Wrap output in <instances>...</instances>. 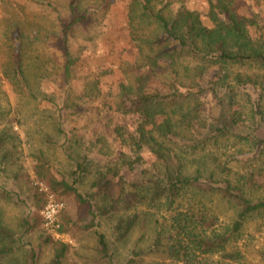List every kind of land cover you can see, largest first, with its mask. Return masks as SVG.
<instances>
[{
  "label": "rangeland",
  "instance_id": "obj_1",
  "mask_svg": "<svg viewBox=\"0 0 264 264\" xmlns=\"http://www.w3.org/2000/svg\"><path fill=\"white\" fill-rule=\"evenodd\" d=\"M68 1L0 0V224L13 234L12 251L0 264H51L61 244L69 248L59 264H182L168 261L159 253H136L148 249L157 229L168 227L172 215L188 205L203 204L209 222H214L210 230L215 232H222L236 220V207L218 194L190 189L170 206L165 199L129 210L119 203L107 215H101L98 208L110 205V200L96 199L91 204L92 216L87 205H81L71 191L59 186L36 211L32 199L36 188L34 155L42 153L52 168L49 178L62 179L84 197L92 192L91 185L100 173L111 178L112 198L119 193V177L127 181L140 178L150 158L145 156L146 162L126 167L128 160L145 155V150L138 151L133 145L142 118L137 111L129 112L133 108L126 103V95L132 97L148 87L162 94L172 92L161 83V77L169 71L168 61L157 58L156 65L152 64L153 58L167 48L177 70L176 75L170 71V78H177L181 93L194 94L189 99H170L172 117L177 118L198 100L207 122L229 125L225 101L219 104V100L230 90L238 124L264 140V127L253 124L257 113L264 117V65L249 62L224 66L202 63L185 52L174 53L172 42L161 29L148 18H141L135 0H77L75 12L88 20L70 30L68 49L78 60L69 79H65L57 18L70 21ZM208 1L163 0L159 7L169 3L165 15L175 13L179 6L204 14ZM226 1L238 15L255 20L251 36L264 41V0ZM203 65V72L197 73L196 67ZM169 148L175 156L170 157V165L179 163L184 176L193 177L199 169L200 182L220 187L228 182L240 187L249 200H264L261 146L252 147L231 132L196 147L188 141L170 140ZM83 157L90 165L79 177L76 167ZM49 201L61 204L53 226L41 215ZM132 213L138 214L136 224L119 238L117 221ZM33 215L35 226L24 233L23 221ZM92 218L94 226L84 229ZM60 224L64 233L58 232ZM98 234L107 243L106 257L99 252ZM49 237L51 241H47ZM235 250L242 256L236 263L223 260L220 254L198 256L196 261L264 264V210L251 214L226 246V251Z\"/></svg>",
  "mask_w": 264,
  "mask_h": 264
},
{
  "label": "trees",
  "instance_id": "obj_2",
  "mask_svg": "<svg viewBox=\"0 0 264 264\" xmlns=\"http://www.w3.org/2000/svg\"><path fill=\"white\" fill-rule=\"evenodd\" d=\"M141 8V18H148L161 29L168 41L173 44L174 53L185 52L200 62H213L214 64H243L249 62L261 63L264 65V41L262 38H253L251 36V27L256 26L254 19L240 16L230 8V2L226 0H209L207 11L199 14L183 6H179L175 13L170 12L165 15V9H168L169 3L166 2L159 7L163 0H135ZM77 0H69L68 7L71 12V19L65 23L60 17L57 18V24L60 29L61 51L64 56L63 75L69 79L71 71L75 68L77 58L72 56L68 49L69 33L73 26L83 24L88 20L85 15H79L75 12ZM206 20V23H204ZM171 57V61H170ZM160 58L167 62L169 71L167 76L161 77V83L172 90L169 94H162L157 88H145L133 94L126 95V103L130 104L129 112H138L142 118L136 129L133 139V145L138 151L145 150V155L137 157L134 160H128L126 167L133 168L135 163H143L145 156L150 158L148 169H143L140 178L127 181L123 176L116 181L119 187V193L116 197H110L111 178L100 173L97 179L92 183V192L86 197L79 194L73 187L66 186L64 181H54L49 178L52 168L46 162L42 153L34 155L35 164L33 174L35 176L36 188L33 194L34 210L38 211L47 203L48 197L53 195L56 188L65 186L71 191L76 200L81 205H87L89 214L93 216L92 201L96 199L101 201L110 200V205L99 207L101 215H107L119 204H125V210L131 208L149 206L165 199L167 205L174 204L175 200L184 192L190 189H198L203 193L218 194L221 199L237 208V217L233 223L222 232L210 230L214 222H209V216L206 208L201 203L188 205L184 211H176L170 218V224L166 228H158L153 244L146 250L136 253L143 255L154 252L163 254L168 261L182 264H198V256L204 257L213 254H220L221 258L230 262L241 260V253L237 250L226 251V246L238 235L244 221L253 213L264 210V200L253 202L245 197L240 187H232L230 183L225 186H216L199 181L200 171L196 169L193 177L184 176L181 172V165L175 163L174 167L170 165V140H184L199 146L212 138H218L230 134L236 135L241 140L252 147L261 146L264 148V140L258 139L255 134L250 133V129L242 127L235 118L233 109V92L227 90L220 98L219 104L225 101V106L229 113V125L221 126L207 120L201 115L203 104L196 101L195 104L186 112L177 115L174 118L170 115V99H189L194 94L181 93L178 90L180 83L177 78H170L177 74L173 54L170 55V49L160 51L155 60ZM157 62V61H156ZM150 66V65H149ZM205 66L196 67V72L202 73ZM150 69V68H149ZM171 80V81H170ZM238 82L239 76L236 78ZM219 81H222L220 79ZM135 109V110H134ZM254 126L264 127V117L257 113L254 116ZM231 127L235 129H231ZM3 140L0 139V145ZM175 158V156H173ZM172 157V158H173ZM125 164V163H124ZM89 161L83 157L78 162L76 172L81 177L88 169ZM214 174L210 175L213 178ZM113 174L112 177H115ZM44 185V188L40 187ZM126 188L128 191L126 192ZM126 192V193H124ZM126 195H124V194ZM5 194V193H4ZM124 195V196H123ZM128 196L130 197L129 199ZM46 197V198H45ZM110 197V199H109ZM138 214L132 213L125 218H120L115 225V232L119 238L125 237L136 224ZM34 215L23 221V231L28 233L34 228ZM213 221H215L213 219ZM71 222L68 220V223ZM94 226L92 218L84 229ZM59 233H64V225L57 227ZM208 230L211 232L208 233ZM51 241L50 237L47 241ZM13 234L0 224V260H3L8 253L12 251L11 244ZM99 252L106 257L107 243L102 234H98ZM68 245L61 244L60 249L56 250L51 260V264H59L68 249ZM111 264V263H110ZM158 264V263H157ZM164 264V263H159Z\"/></svg>",
  "mask_w": 264,
  "mask_h": 264
},
{
  "label": "built area",
  "instance_id": "obj_3",
  "mask_svg": "<svg viewBox=\"0 0 264 264\" xmlns=\"http://www.w3.org/2000/svg\"><path fill=\"white\" fill-rule=\"evenodd\" d=\"M61 206V204H53L51 201L47 205L44 206V208L41 211V215L44 218V222L46 224L54 225L55 221V212L58 208V206Z\"/></svg>",
  "mask_w": 264,
  "mask_h": 264
}]
</instances>
